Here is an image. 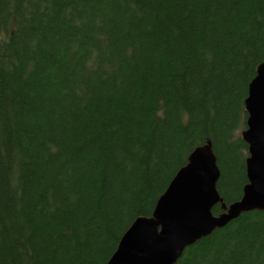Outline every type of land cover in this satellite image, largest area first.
Masks as SVG:
<instances>
[{"label": "trees", "instance_id": "trees-1", "mask_svg": "<svg viewBox=\"0 0 264 264\" xmlns=\"http://www.w3.org/2000/svg\"><path fill=\"white\" fill-rule=\"evenodd\" d=\"M262 61L264 0H0V264H106L208 141L238 200ZM175 264H264V209Z\"/></svg>", "mask_w": 264, "mask_h": 264}, {"label": "water", "instance_id": "water-1", "mask_svg": "<svg viewBox=\"0 0 264 264\" xmlns=\"http://www.w3.org/2000/svg\"><path fill=\"white\" fill-rule=\"evenodd\" d=\"M247 182L241 197L226 205L216 184L220 175L211 143L195 147L158 197L150 216L137 217L122 234L106 264H175L183 250L244 212L264 209V61L244 99ZM220 203L222 212L212 213Z\"/></svg>", "mask_w": 264, "mask_h": 264}, {"label": "rangeland", "instance_id": "rangeland-1", "mask_svg": "<svg viewBox=\"0 0 264 264\" xmlns=\"http://www.w3.org/2000/svg\"><path fill=\"white\" fill-rule=\"evenodd\" d=\"M244 183V182H243ZM243 183H242V186H243Z\"/></svg>", "mask_w": 264, "mask_h": 264}]
</instances>
